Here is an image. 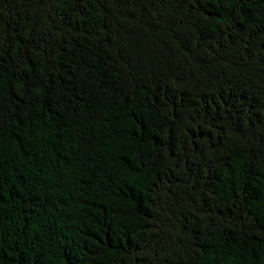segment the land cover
Here are the masks:
<instances>
[{"label": "trees", "instance_id": "obj_1", "mask_svg": "<svg viewBox=\"0 0 264 264\" xmlns=\"http://www.w3.org/2000/svg\"><path fill=\"white\" fill-rule=\"evenodd\" d=\"M0 264H264V0H0Z\"/></svg>", "mask_w": 264, "mask_h": 264}]
</instances>
